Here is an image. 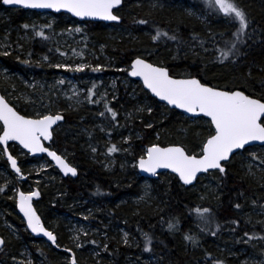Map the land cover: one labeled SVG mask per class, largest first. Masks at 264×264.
Segmentation results:
<instances>
[{"label":"rangeland","instance_id":"obj_1","mask_svg":"<svg viewBox=\"0 0 264 264\" xmlns=\"http://www.w3.org/2000/svg\"><path fill=\"white\" fill-rule=\"evenodd\" d=\"M136 3L140 4L141 1L138 0ZM145 3L152 10L171 5L182 10L184 14L194 17L199 21L200 28L193 31L194 33L191 32L193 34H215L218 30H230L233 27L232 23L226 19L210 17L202 9L186 0H146ZM18 8L4 6L2 3L0 7V55L7 56L11 60L9 63L0 58V91L3 96L17 110L35 117L63 111L69 113L81 111L78 122L73 126H66L64 130L80 135L79 140L90 159L97 161L103 170L128 174L127 185L131 179L135 181V187L131 191L114 197L116 198L114 204H126L134 210L144 204L156 205L158 196L151 179L162 178L171 172L161 171L155 177H144L138 172L137 159L146 154V148L149 145L160 144L149 137V133L147 134L152 121L144 114L154 110L155 104L152 99L162 105L164 103L154 96L151 97L140 81L128 76L129 66L116 65L114 55L106 48L105 41L91 33L90 22L77 20L67 13L24 9L22 25H20L19 18L15 19ZM114 12L120 17L125 16L132 20L130 14L120 11L118 7ZM13 14L14 20H12ZM150 15L152 13L147 16ZM117 24L119 23H105L110 31L113 30L115 36L134 38L135 31L132 27L128 24ZM24 25L28 27L25 28ZM40 30L45 31L44 36L54 50L51 59L45 58L44 55H31L28 52L29 41ZM146 36L150 37V33ZM16 61L22 64L15 65ZM28 62L32 63V66H26ZM78 66H84L83 71H75ZM95 68H99V71H93ZM119 85L124 86L126 90L123 96V98L127 97L125 101H119ZM130 99L134 101L129 105L127 102ZM112 112L116 113L115 117ZM183 115L186 121L197 120ZM59 125L61 124L55 128H60ZM145 135L151 139L149 141L152 143L145 138L141 146L139 141ZM154 135L158 137L156 133ZM203 141H199L192 150L188 149L185 145L187 143L182 140L165 144H179L189 153L198 154ZM112 147L117 150L110 152L109 149ZM7 148L18 159L20 171L26 178L22 179L21 175L11 169L4 147L0 143V188L3 189L0 191V235L3 236L6 244L0 253V264H72L73 260L76 264H118L112 261L106 251L110 243L113 246L128 248V254L121 258L120 264H164L154 252L145 251L144 247L139 246V237L125 227V219L120 222L103 220L99 205L88 197H82L78 201H65L62 209L55 208L47 218L49 225L44 222V217L38 212L44 226L55 237L53 242L32 234L24 219L18 215L17 193L38 190L34 204L36 208L40 207L41 192L46 186L52 188L53 200L54 197L62 195L61 192L53 191L55 187L51 186L62 175L45 155L31 157L15 143H9ZM58 152L69 159V152L65 148H61ZM234 154L243 165L244 174L258 187L261 186L260 190H263L264 145H249ZM216 172L217 170H210L200 174L191 185L180 184L191 187L200 179H207L208 184L204 186L211 194L208 193L210 196L207 195L206 198H212L216 190L214 191L210 185H214ZM216 196L215 194L214 199ZM206 198L205 201H209ZM51 203L53 205V202ZM241 215L244 217V222L247 221L249 224L257 222L264 229V204L262 207L253 203L248 204L246 209L241 211ZM177 219L179 218L172 219L175 226L169 228L173 233L179 234L178 238L182 243H191L196 248L202 242L204 243L205 232L195 224L179 226V223H176ZM140 233L138 230L137 234L140 235ZM186 236H191L193 239L186 240ZM217 238H227V240L225 242V240L206 237L209 241L206 246L210 247L208 249L210 251L215 249L211 243L217 246L216 251L223 248L221 253L225 252L230 264H264L263 241L246 236L234 237L233 234H222ZM230 238L236 240H229ZM41 249L44 251L40 255L38 253H41Z\"/></svg>","mask_w":264,"mask_h":264},{"label":"trees","instance_id":"obj_2","mask_svg":"<svg viewBox=\"0 0 264 264\" xmlns=\"http://www.w3.org/2000/svg\"><path fill=\"white\" fill-rule=\"evenodd\" d=\"M136 1L138 0H123L118 9L130 14L132 20L122 16L121 21L117 24H128L132 27L135 31L134 38L132 36H115L113 30L110 31L104 22L87 21L91 23L90 31L93 36L105 41L106 48L114 55L117 66L128 67L131 59L140 55L152 63L166 66L173 76H197L204 83L225 89L238 88L246 94L264 101V0H236L239 7L245 11L249 21V27L245 30L247 35L238 43L234 35L238 28V22H232L225 18L222 13L206 3V0L186 1L202 9L210 17L223 18L231 22L233 27L230 30H218L215 34H193V31L200 28L199 21L184 14L179 8L167 5L152 10L145 3L146 0H140V4H137ZM133 9L136 11L134 12ZM23 11L24 9L19 7L16 17L13 14L12 18V20L14 17L15 19L19 18L18 24L20 25H22ZM147 13H152V15L147 16ZM141 21H145V23H141ZM44 33L43 30L38 31L37 35L29 41L28 52L31 55H44L45 58L51 59L54 50L48 44ZM147 33H150V37L146 36ZM157 33L161 35L157 39H153ZM171 37H175V39ZM234 43L236 44L235 48H233ZM225 52L228 53L227 56L224 55ZM0 58L11 63L7 56L0 55ZM9 63L6 64L11 65ZM14 64L21 65L22 63L16 61ZM26 66L30 67L32 63L28 62ZM123 72L125 73V71ZM118 87L119 101L127 100V97L123 98L126 93L124 86L119 85ZM133 101L130 99L127 103L130 105ZM152 101L155 104L154 110L144 115L152 121L147 134L149 133V137L154 138L156 142L165 144L170 141L182 140L187 143L186 147L192 150L199 141L205 140L212 133L210 123L203 117L196 116L192 119L197 120L186 121L182 112L169 109L154 99ZM62 114L64 121L59 125L60 128L54 130L52 147L56 150L61 148L68 150L69 159L77 167L78 173L75 178L61 177L52 183L51 186L55 187L53 191L62 193L61 196L54 197V200L51 187L46 186L45 189H42L41 205L36 209L42 214L46 224H48L47 218L55 208L62 209L65 201H78L82 197H88L99 205L103 220L110 219L120 222L125 219V227L139 237V246L149 249V252H154L164 264H205L206 262L208 264H230L225 252L221 253L223 248L216 251L217 246L211 243L215 249L208 250L210 247L206 246L209 243L206 237L226 242L227 238L218 239L217 237L222 234H233L234 237L246 236L264 242L262 225L257 222L253 224L244 222V217L241 215V211L246 209L248 204L253 203L262 207L264 188L262 187L263 190H260L261 186L258 187L244 174L243 165L235 158V154L229 162L225 163L223 173L217 170L214 185H210L214 191L216 190L215 199V194L211 196L212 198H206L209 193L205 188L208 184L206 183L207 179H200L195 185L184 187L174 174L167 173L162 178L151 179L158 196L156 205L144 204L134 210L126 204H114L116 199L114 197L131 191L135 187V181L131 179L127 185L128 174L103 170L97 161L90 159L88 152L79 140L81 139L80 135L64 130L66 126H73L78 122V118L82 114L81 111L78 110L75 113L63 111ZM28 116L31 115L28 114ZM188 118L190 119L189 116ZM261 122L264 124V117ZM154 133L157 134V138ZM149 137L145 135L143 139H140L141 146L144 144L145 138L148 141L151 140ZM149 143L152 142L149 141ZM205 198L212 202L205 201ZM237 205L240 207L237 208ZM11 208H14L13 202ZM198 209L200 212L197 211ZM203 209L209 211L202 213ZM175 217L179 218L176 220L179 226L195 224L205 232L204 243L202 242L197 248L191 243H182L178 238L179 234L173 233L169 228V225L175 226L172 221ZM138 230L141 232L140 235L137 234ZM229 240L236 239L230 238ZM44 249H41V253L38 254L41 255ZM127 249L119 245L113 246L110 243L106 251L114 263L120 264L123 256L128 254ZM50 250L55 251L54 249Z\"/></svg>","mask_w":264,"mask_h":264},{"label":"snow or ice","instance_id":"obj_3","mask_svg":"<svg viewBox=\"0 0 264 264\" xmlns=\"http://www.w3.org/2000/svg\"><path fill=\"white\" fill-rule=\"evenodd\" d=\"M4 5H20L30 9H61L65 8L76 16L100 17L105 20H117L118 17L112 13V9L121 3V0H2ZM211 7L222 13L225 18L232 22H238L236 29V41L241 42L246 37V29L249 27V21L245 11L239 7L236 0H206ZM145 23V21H141ZM25 28L28 25H24ZM79 31V29H77ZM41 35V33H38ZM161 35L157 33L153 39H157ZM175 39V37H171ZM236 44H233L235 48ZM228 55L227 52L224 53ZM62 67V65H58ZM84 66H78L75 71H83ZM99 71V68L93 69ZM133 76H142L145 85L150 88L161 99L166 100L169 104H173L178 108H183L187 112L194 113L197 110L205 116L211 118L212 124L215 126V134L212 135L203 146V154L199 158L186 155L179 148L152 147L148 149L147 160L141 159L139 167L146 172L156 174L158 168H171L177 172L180 179L185 184H190L196 177V174L209 169H219L221 173L224 168L221 161L229 159V154L234 149L244 148L250 141L264 142V124L258 122L264 117V103L259 100L252 99L242 92H222L216 91L211 87L203 86L197 80H173L169 78L166 70L153 67L144 61L137 59L133 64ZM63 83V81H60ZM108 111H112L108 109ZM103 115V113H101ZM113 117L116 113L112 112ZM61 116L54 118L45 116L40 120H28L18 115L12 108L4 102L0 97V121L3 122V135L0 136V143L8 140H18L25 148L33 152H46V148L40 144V137L48 139L50 136L49 128ZM115 147L109 149L110 152L116 151ZM48 155L61 167L67 174L76 175V170L58 156L55 152H48ZM255 159V157H253ZM11 166L17 172V162L11 156L8 157ZM0 191H3L0 188ZM20 194L19 208L27 218L28 227L33 232H42L49 240L54 241L55 237L51 232L45 231L39 222L30 203L33 196ZM240 206L237 205V208ZM200 212V210H197ZM203 209L202 213L208 212ZM201 213V214H202ZM169 227H173L169 225ZM186 240H192L191 236H186ZM251 239V237H250ZM3 241L0 240V244ZM149 249L145 248V251ZM67 251V249H66ZM72 264H76L75 260Z\"/></svg>","mask_w":264,"mask_h":264},{"label":"water","instance_id":"obj_4","mask_svg":"<svg viewBox=\"0 0 264 264\" xmlns=\"http://www.w3.org/2000/svg\"><path fill=\"white\" fill-rule=\"evenodd\" d=\"M0 1H1V3H2V0H0ZM122 1H123V0H121V3H122ZM121 3H120L119 5H117V6H115V7L111 10L112 13H113L114 15H116L115 12H114V10H115L117 7H119V6L121 5ZM2 4H3V3H2ZM3 5H4V4H3ZM4 6H10V7H21V8H23V9H30V8H24V7L20 6V5H4ZM30 10H37V11H50V12H53V13H60V12H63V13H67V14H69L71 17H73V18H75V19H78V20H80V21H83V20H84V21H94V22H95V21H99V22H104V23H112V22L119 23V22L121 21V17L118 16V15H116V16L118 17L117 20H105V19H102V18H100V17H91V16H83V17H82V16H76V15H74L72 12H69V11H68L67 9H65V8H61V9H58V10H57V9H52V8H47V9H30ZM137 59H140V60L144 61V63H146V64H150V65H152L153 67L162 68V69L166 70L167 73H168L169 78H171V79H173V80L181 81V80H193V79H194V80L199 81L203 86L211 87V88H213V89L216 90V91H222V92H228V93H233V92H237V91H239V92H242L244 95H247L248 97H250V98H252V99L259 100V101L262 102V103H264V101L261 100V99H259V98H257V97H254V96L248 95V94H246L244 91H242L241 89H238V88L225 89V88L216 87V86H213V85H210V84L204 83V82H202L197 76H193V75H192V76H190V75H189V76H173V75H171V74L169 73V70H168V68H167L166 66H164V65H159V64H156V63H152V62H150L147 58H145V57H143V56H140V55L135 56V57H133V58L131 59L130 64H129V68H128V70H127V74H128L129 77H131V78H133V79H136V80L140 81V83L142 84L143 88L146 89V90L151 94V96H154L158 101H160V102L166 104L168 107L173 108V109H176V110L182 112L183 114H185V115H187V116H191V117L201 116V117H203L204 119H206V120L210 123V125H211V127H212V130H213L212 134H210L209 136L206 137V139H205V141H204V143H203V145H202V147H201V151H200V153H198V154L189 153V152H188V151H187L182 145L174 144V143H171V144H163V145H162V144L154 143V144L149 145V146L146 148V154H145L144 156H142V157H139V158L137 159V161H138V162H137V163H138V164H137L138 172H139L142 176H144V177H155V176L157 175V173H159V172H161V171H169V172H171L172 174H174V175L177 177L179 183L184 184V185H191V184H193V183L196 181L197 177H198L200 174H203V173H205V172H207V171H210V170H219V169H209V170H207V171H201V172H198V173L196 174V177L192 180V182H191L190 184H185V183L180 179L179 174H178L177 172H174L171 168H158V169H156V174L154 175V174H152V173H149V172L144 171L143 169H141V168L139 167V162H140V160H141V159H145V160H147L148 149H149V148H152V147H154V146H155V147H159V148H161V149L179 147V148H181V149L185 152L186 155H189V156H195V157L199 158V157L202 156V154H203V146H204V144L207 142V140H208L212 135L215 134V126L212 124V121H211V118H210V117L205 116L203 113H200L198 110H197L196 112H194V113H190V112H187V111H186L185 109H183V108H178V107H176V106L173 105V104H169L166 100L161 99V98H160L159 96H157V95H156V94H155L150 88H148V87L145 85V83H144V79H143L142 76H133V75H131V73H132V71H133V64H134V62H135ZM0 97H2V98L4 99V102L7 103L8 106H9L10 108H12L14 112H16L18 115H20V116H22V117H24L25 119H28V120H34V121H35V120H40V119H42V118L45 117V116H51V117H53V118H54L55 116H57V115L61 116V119H60V120L56 121L54 124H52V125L50 126V128H49V133H50L49 138H48V139H45L43 136L40 137V144H41L42 147H44V148H46V149L48 150V151H46V152H38V151H37V152H33V151L29 150L28 148H25L22 144H20V142H19L18 140H8V141H5V142L1 143L2 146L4 147L5 155H6V158H7L8 162L10 163V167H11V169H12L15 173L21 175L22 179L25 178V176L22 175V173H21L20 171L17 172V171H16L15 169H13L12 166H11V162H10V160L8 159L9 156H11L13 159L16 160V162H17V168H19V165H18V161H17V159H16V158L10 153V151H9L8 148H7V145H8L9 143H15V144L19 145L23 150L29 152L30 155H39V156H41V155H45L46 157H48V159H49L51 162H53V164L57 167V169H58L63 175H65L66 173L61 169V167L57 164V162H56L55 160H53L51 156L48 155V152H55L58 156H60V157L65 161L66 164H68V166L74 168L71 164H69V163L67 162V160H66V159H65L60 153H58L56 150H54L53 148H51V147L49 146V144H50V142H51V139H52V137H53V129H54V127L57 126V125H58L59 123H61L62 121H64V116H63V114H61V113H53V114H46V115L37 116V117H35V116H28V115L22 114V113H21L20 111H18V110H17V109L11 104V103H9V101L3 96V94L1 93V91H0ZM262 118H263V117H262ZM262 118H261V119H262ZM0 122H1V125H2V129H1V132H0V136H2V135H3L4 125H3V122H2V121H0ZM258 122L262 123L261 121H258ZM262 124H263V123H262ZM253 144L264 145V142H261V141H250V142H249L247 145H245L244 147L249 146V145H253ZM242 149H243V148H241V149H234L233 152L229 154V159L231 158V156H232L235 152H237V151H239V150H242ZM229 159H228V160H229ZM228 160H225V161H221V162H220L221 165H222V167L224 168V170H225V163H226ZM74 169H75V168H74ZM75 170H76V169H75ZM67 174L72 175L71 173H67ZM33 192L38 193V190L35 189ZM33 192H26V193H23V194H24V195H30V194L33 193ZM21 193H22V192H18V193H17V198H18V202H17V210H18L20 216L24 219V221H25V223H26V225H27V227H28V221H27V218L24 216L23 212H21V211H20V208H19V198H20V194H21ZM35 197H36V196H33L32 199L35 198ZM32 199H31L30 203H31V205H32V209H33V211L35 212L36 216L39 218L40 226H41L45 231L50 232V231L44 226V224H43V222H42V220H41L39 214L37 213V211H36V209H35V207H34V205H33V203H32ZM28 229H29V231H30L32 234H34L35 236H40V237H43V238H45V239H48V237L45 236L42 232H33V231L31 230V228H29V227H28ZM52 235H53V234H52ZM0 240L3 241V243L0 244V250H1V249L3 248V246H4V238H3L2 235H0ZM48 240H49V239H48ZM49 241H50V242H53L52 240H49Z\"/></svg>","mask_w":264,"mask_h":264},{"label":"flooded vegetation","instance_id":"obj_5","mask_svg":"<svg viewBox=\"0 0 264 264\" xmlns=\"http://www.w3.org/2000/svg\"><path fill=\"white\" fill-rule=\"evenodd\" d=\"M170 73V72H169ZM62 114V113H61ZM64 116V115H63ZM63 123V121L61 122V123H59V124H62ZM0 125H1V122H0ZM56 127V126H55ZM55 127H54V129H53V135H54V130H55ZM1 129H2V125H1ZM1 129H0V132H1ZM52 139H53V137H52ZM52 139H51V142H50V144H49V146L51 147V148H53L52 147ZM54 150H56L55 148H53ZM25 151V150H24ZM57 152H58V150H56ZM25 153H27L29 156H31V157H33V156H35V155H30V153L29 152H27V151H25ZM59 153V152H58ZM65 158V157H64ZM66 159V158H65ZM67 160V162L69 163V164H71L75 169H76V175H70V174H65V175H63L59 170V172H60V174L62 175V177H71V178H75L76 176H77V173H78V169H77V167L69 160V159H66ZM17 161H18V159H17ZM19 162V161H18ZM19 169H20V167H19ZM21 172V171H20ZM17 174V173H16ZM25 178H26V176H25ZM24 178V179H25ZM37 197V196H36ZM35 197V198H36ZM34 199V198H33ZM33 199H32V203H33V205H34V207H35V209H36V206H35V204H34V202L35 201H33ZM17 202H18V198H17ZM16 207H17V203H16ZM36 211H37V209H36ZM37 213H38V211H37ZM18 215L20 216V214L18 213ZM21 217V216H20ZM4 245H5V241H4ZM3 248H4V246H3ZM2 248V249H3ZM2 249L0 250V252L2 251Z\"/></svg>","mask_w":264,"mask_h":264},{"label":"bare ground","instance_id":"obj_6","mask_svg":"<svg viewBox=\"0 0 264 264\" xmlns=\"http://www.w3.org/2000/svg\"><path fill=\"white\" fill-rule=\"evenodd\" d=\"M35 200V198L33 199V201Z\"/></svg>","mask_w":264,"mask_h":264}]
</instances>
